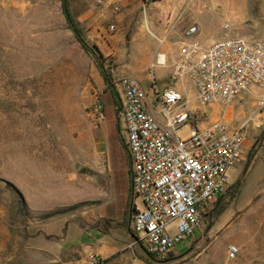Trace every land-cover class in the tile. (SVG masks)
<instances>
[{
	"label": "rangeland",
	"instance_id": "374dc122",
	"mask_svg": "<svg viewBox=\"0 0 264 264\" xmlns=\"http://www.w3.org/2000/svg\"><path fill=\"white\" fill-rule=\"evenodd\" d=\"M197 2L206 7L205 26L212 33L228 24V31L253 34L245 29L251 21L262 17L257 0L255 3L250 0ZM90 3L96 11L102 5L98 0ZM212 8H218V13H212ZM80 18L88 38L93 36L89 20L84 21L83 14ZM261 21L264 23V19ZM111 26L105 24L109 33H115ZM130 31L118 29V67L125 70L115 77L119 93L120 77L132 76L139 81L147 74L151 78L158 72L144 70L137 46L126 43ZM89 40L96 45L95 40ZM185 84L193 105L202 108L200 112L205 114L201 125H210L215 109L211 107L206 112L205 108L217 105L201 103L191 80L187 79ZM161 85L166 87L168 83ZM105 88L93 60L68 30L60 0H0V264H88V258L78 260L70 250L75 241H84L81 229L94 222L85 212L96 202L79 200L84 199L83 194L90 190L91 183L100 181L98 170L110 164L107 124L98 123L93 115ZM258 92L253 89L251 93L241 94L235 103L253 101ZM251 132L255 148L264 126ZM96 148L105 152L100 161L93 156ZM262 173V160L249 172L246 165L228 171L229 187L243 182L242 205L250 199L253 202L264 189ZM8 183L23 195L26 212L16 206ZM262 194L241 221L234 220L230 229L212 232V228L206 229L203 219L194 236L186 244L178 245L169 261L156 264H264ZM131 202L132 199L130 206ZM256 208L258 212L254 211ZM235 214L236 218L241 213L236 208L231 210L215 228ZM177 223L167 227L171 235L176 234ZM132 228L128 220L123 230L124 241L133 240L129 232ZM191 246H194L192 253L178 258ZM231 246L238 249L235 258L230 256ZM123 248L117 262L112 264H150L141 259L133 241L124 243ZM104 264L108 263L104 260Z\"/></svg>",
	"mask_w": 264,
	"mask_h": 264
},
{
	"label": "built area",
	"instance_id": "2783aa9c",
	"mask_svg": "<svg viewBox=\"0 0 264 264\" xmlns=\"http://www.w3.org/2000/svg\"><path fill=\"white\" fill-rule=\"evenodd\" d=\"M179 51L173 79L191 80L201 103L224 107L253 89L259 94L247 118L230 123L222 115L202 126L205 114L189 111L184 94L175 87L162 93L155 87L165 120L162 124L149 112L141 83L131 76L119 78L121 115L133 170L135 244L143 242L162 262L169 261L178 245L194 236L228 188V171L243 163L250 131L264 126V42L237 33L207 49L197 40L182 42ZM167 64L166 55L158 53L150 71ZM93 115L98 123L106 122L101 99ZM175 221L177 232L171 235L167 227ZM229 252L235 258L238 249L231 246ZM88 264H104V259L91 254Z\"/></svg>",
	"mask_w": 264,
	"mask_h": 264
},
{
	"label": "crops",
	"instance_id": "0c3cea01",
	"mask_svg": "<svg viewBox=\"0 0 264 264\" xmlns=\"http://www.w3.org/2000/svg\"><path fill=\"white\" fill-rule=\"evenodd\" d=\"M255 1L256 0H250V3H255ZM90 2L91 0H86L87 5H85V10L82 13L84 21L89 20V27H93L94 29L93 36L89 38L95 40L101 52L108 59L113 61L116 66L114 71L115 77L118 76V72L123 73L125 71H121V67H118V29L131 30L130 43L132 47L135 45L137 46V51L140 55L139 59L143 62L144 70L151 69V64L155 62L158 53L166 55L167 67L155 68L158 72L151 78L149 74L139 78V82L147 93L146 104L148 110L158 122L165 124L162 115V105L155 93V87L156 90L161 93L169 87H175L184 94L186 108L189 111H202V108L193 105V100L185 84L188 78L173 79L175 70L173 66L176 67L180 57L179 46L182 42L197 40L202 44L204 49H207L218 40L234 36L238 33L237 31L226 30L225 26L228 24H225L224 28L212 33L205 26L204 9L206 7L205 5L202 7L201 4H198L197 0H98V3L102 5L98 7L97 11ZM257 3L259 12L261 13L260 15L262 16L260 19L262 20L264 19V0H257ZM218 11V8L216 10L212 8V13H218ZM96 13L97 15L94 17ZM261 20L256 18L253 22L251 21L250 27L246 28L245 31L253 32L251 35L263 41L261 38H264V23ZM81 22H83V20H81ZM107 22L115 27V33H109L105 28ZM237 23L236 25L238 26ZM164 82L168 83V85L166 87H161V84ZM148 83H150V86H148ZM258 94L259 92L256 94L253 101H246L244 104H237L234 102L224 107L209 106L205 108V111L207 112L211 107L215 109L214 117L212 118L213 121L222 115L230 123H232L235 118L245 119L255 106ZM253 141V133L250 131L244 146L245 159L243 163L240 164L246 165L248 172L251 168L254 169L256 167L259 160H262L264 164V143L252 158L251 153L254 149ZM96 146L98 147V143ZM104 153L103 150L100 151L99 148H96L93 152V156L100 161ZM93 167L94 166L91 168ZM98 171L100 181L91 183L90 190L83 194L84 199L79 200L81 202H96V204L87 207L85 213H88L89 220H93V223L97 224L93 227V223L88 222V227L86 229H81V237L84 241H75L76 244L71 247L70 252H72L78 260H82L81 258L83 257L86 260L91 254H96L102 257L108 264H112L117 262L118 253L123 252V244L130 243L133 240H123V230L126 228V223L123 221L122 211L117 212L116 209L110 208L108 211L105 210L102 212V209H106V206L114 203L115 196L112 188L110 164ZM260 180L264 183L263 173ZM244 193L245 192H242L243 195L239 203L232 205L214 225L212 232L216 230L217 233H219L224 228L230 229L234 226V220H238V222L241 221L246 213L251 210L256 201L262 198L264 189L261 193L258 192L253 202L250 199L245 205H242V200H244L245 197ZM123 196V191L118 193L119 199ZM123 198L125 201L126 196ZM124 201L123 203L125 204ZM235 208L237 212L241 214L236 218V214L233 215V217L230 219L228 218L220 228L216 229L215 226L219 225L221 221L229 215L231 210ZM254 211L258 212L259 209L256 208ZM100 228H103V231H101Z\"/></svg>",
	"mask_w": 264,
	"mask_h": 264
},
{
	"label": "trees",
	"instance_id": "16d2710c",
	"mask_svg": "<svg viewBox=\"0 0 264 264\" xmlns=\"http://www.w3.org/2000/svg\"><path fill=\"white\" fill-rule=\"evenodd\" d=\"M62 14L66 20L67 28L72 32L75 40L84 50V52L93 60V63L101 75L105 90L102 92L101 103L103 105V112L106 116L107 124V143L108 152L111 167V181L114 191L115 200L113 204L106 206V209H102V212L109 210L110 208L116 209V211L123 212V221L126 223L128 220H132V212L130 206V199H132L133 192V170L130 149L127 144L125 129L123 127L121 110L123 103L120 97V93L116 87L114 71L116 66L113 61L108 59L99 49L97 45L90 42L85 27L80 21V16L85 10L84 0H60ZM131 42V33L126 34V43L129 46ZM264 143V132L258 139L257 146L253 149L251 157L253 158L258 150ZM83 173H90L89 170H82ZM7 187L15 195L16 206L23 212L27 211V206L23 195L15 188L11 183L7 184ZM243 182H238L234 186H230L225 196H221L216 203L214 209L204 216L206 219V229H211L219 221V219L226 213V211L232 206L239 203L242 192ZM123 191L124 196L118 198V193ZM125 202V204L123 203ZM74 209V208H73ZM56 214L61 212H55ZM55 213L51 215H55ZM108 228V225H107ZM103 231V228H100ZM133 243L138 240L135 230H129ZM140 252V257L145 262L150 264H156L160 261L156 255L149 252L147 246L140 242L135 244ZM145 249L151 254L153 259L148 258L143 250Z\"/></svg>",
	"mask_w": 264,
	"mask_h": 264
},
{
	"label": "water",
	"instance_id": "95a60500",
	"mask_svg": "<svg viewBox=\"0 0 264 264\" xmlns=\"http://www.w3.org/2000/svg\"><path fill=\"white\" fill-rule=\"evenodd\" d=\"M142 250H143V252L145 253V255L148 257V258H150L151 260L153 259V257L151 256V254L150 253H148L145 249H143V248H141ZM190 251H188L187 253H185V254H182L181 256H179L178 258H182V257H184V256H186V254H188ZM163 263V262H162Z\"/></svg>",
	"mask_w": 264,
	"mask_h": 264
},
{
	"label": "flooded vegetation",
	"instance_id": "af4514ba",
	"mask_svg": "<svg viewBox=\"0 0 264 264\" xmlns=\"http://www.w3.org/2000/svg\"><path fill=\"white\" fill-rule=\"evenodd\" d=\"M193 249H194V246H191L190 248H189V250H187L185 253H187L188 251H190L189 253H192L193 252ZM188 253V254H189ZM188 254H186V255H188Z\"/></svg>",
	"mask_w": 264,
	"mask_h": 264
}]
</instances>
